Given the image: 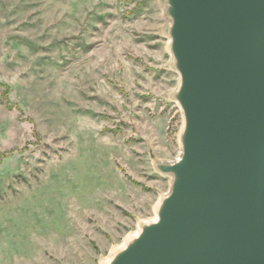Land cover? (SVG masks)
<instances>
[{
    "label": "rangeland",
    "instance_id": "rangeland-1",
    "mask_svg": "<svg viewBox=\"0 0 264 264\" xmlns=\"http://www.w3.org/2000/svg\"><path fill=\"white\" fill-rule=\"evenodd\" d=\"M161 3L0 0V264H102L154 217L182 129Z\"/></svg>",
    "mask_w": 264,
    "mask_h": 264
},
{
    "label": "water",
    "instance_id": "water-1",
    "mask_svg": "<svg viewBox=\"0 0 264 264\" xmlns=\"http://www.w3.org/2000/svg\"><path fill=\"white\" fill-rule=\"evenodd\" d=\"M161 7L180 153L154 164L171 178L156 219L107 264H264V0Z\"/></svg>",
    "mask_w": 264,
    "mask_h": 264
},
{
    "label": "bare ground",
    "instance_id": "bare-ground-1",
    "mask_svg": "<svg viewBox=\"0 0 264 264\" xmlns=\"http://www.w3.org/2000/svg\"><path fill=\"white\" fill-rule=\"evenodd\" d=\"M167 25H168V21L166 20V27H167ZM171 64V66H172V62H170ZM177 159V158H176ZM175 159V160H176ZM165 196V194L162 196V197H160V199L158 200V202H157V204H156V207H155V212H154V217L152 218V220L151 221H148V222H143L142 224H144V223H150V222H153L155 219H156V209H157V207H158V205H159V202L162 200V198ZM142 224H140L139 225V227L142 225ZM139 227H138V229H139ZM137 233V232H136ZM136 233H134V234H132L130 237H128L117 249L119 250L120 248H122L125 244H126V242H128L132 237H134L135 235H136ZM116 251H113L104 261H103V263L102 264H107L108 263V261L110 260V258L114 255V253H115Z\"/></svg>",
    "mask_w": 264,
    "mask_h": 264
}]
</instances>
